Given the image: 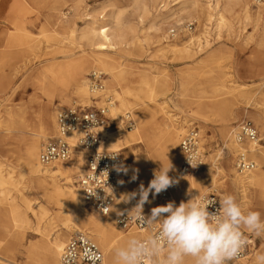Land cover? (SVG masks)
<instances>
[{"label":"rangeland","instance_id":"obj_1","mask_svg":"<svg viewBox=\"0 0 264 264\" xmlns=\"http://www.w3.org/2000/svg\"><path fill=\"white\" fill-rule=\"evenodd\" d=\"M135 1L80 0L77 3L76 0H0V117L2 118L0 124L3 126L0 130V136L10 135L14 138L5 145L0 143V165L4 169L8 163L15 165V167L22 164L18 152L22 145L19 139L31 140L34 137L39 128L38 120L44 106L51 107L55 114L75 105L101 108L107 104L108 99H111L113 105L119 106L116 94L120 95L123 91L130 89L140 90L150 87L159 95L158 104L167 103L168 110L176 115L174 119L177 121L171 125L177 131L180 130L178 147L181 137L187 131L198 128L202 138L205 165L213 166L214 162L215 167L219 166L226 169L229 165L230 169L235 168L237 172L238 153L242 149H247L249 152L252 147L248 145L236 146L234 150L233 146L231 147V143L235 142L234 136L239 125L242 122L250 121L264 134V129L259 124L261 123L260 119L263 118L258 117L259 114H264V41L260 47L258 46L264 37V18L258 24L254 20L245 24L242 18L238 20L237 16L232 15L229 17L232 20V28L230 30L223 28L218 33L216 20L209 23L205 17H199L196 14L193 15L192 19L185 18L180 25H177L176 19L183 7L184 0H171L167 9L161 8L162 5L153 6L150 8V16L140 29H144L156 16L165 18L170 11L171 14L175 13L170 24L177 26L172 27L168 34L171 36V32H175V37L171 36L168 41H162V43L153 41L146 43L142 40L139 45L140 49L128 51L126 54L125 52H120L119 55L111 54V64L120 70L119 82L112 87L114 91L109 90L111 79L108 73H105L104 91L102 93L94 95L90 92L84 103L80 102L79 98L73 97L70 102L62 104L60 91L55 89L54 81L48 74V67L52 63L65 61L64 56L66 54L62 53L63 50L74 54L75 60L79 58L91 59L93 51L84 45L80 48L78 41L74 42L75 40L71 41L68 38L67 31L55 27L54 16L62 13L68 14L67 18L74 23L77 30H81L89 23L87 17H91L92 20L94 18L99 20L104 16L102 21H108V16L119 12L124 13L125 20L137 23L138 16L134 10ZM250 5L252 12L255 13L258 6L254 5V0H251ZM176 8L177 10H175ZM189 27L192 28V32L189 31ZM189 41H193L194 57L183 59L186 57L185 55L167 52L169 50L167 46H182ZM200 49L202 50L200 51ZM102 69L101 66L95 67V64L89 67L84 76L87 83L89 84L88 79L92 71H102ZM162 69L163 73L160 75L159 71ZM154 79H159L164 84L158 85ZM71 91V87L64 89V93L67 95ZM134 104L136 103L134 102ZM7 109L22 114V119L19 118L15 125L11 124L7 121ZM122 111L124 115L131 112L123 108ZM131 114L136 125H138L136 113ZM110 116L116 120V126L111 131L119 132L121 128H119L117 119L112 116V113ZM257 121L260 122L257 123ZM164 122L167 123L166 116L160 115L150 134L147 137L144 136L142 143L134 146L132 151H123L126 160L125 165L130 166L131 170L128 172L124 167L126 180L123 190L131 188L133 177L136 174L140 175L146 171L147 179L150 178V166L153 164L155 168L159 169L167 152L175 150V148L169 147L165 138L160 137L158 128ZM6 126L10 128L11 132L5 130L8 129ZM124 129L128 134L136 133V129L131 132L132 130L127 128L126 121ZM227 131H234L232 137L227 138ZM49 136L48 139L55 136L51 124ZM48 139L43 140L41 144ZM257 149H264V147L258 146ZM249 157L252 158L251 155ZM72 161L77 162L78 158ZM252 161L256 162L255 160ZM181 164L182 161L178 167V172ZM256 164L258 163L256 162ZM208 166L205 170H196L187 176H178L177 179H182L186 184H189L193 179L207 172ZM4 169L3 175H6L7 172ZM213 169L214 181L209 180L196 195L189 191L176 192L174 187L168 188L170 197L167 201H159L150 194L157 206L166 205L168 202H175L176 205H179L181 201L186 202L191 198L198 200L214 190H217L222 196L224 185L230 187L231 184L230 181L225 184L222 183V173L215 168ZM80 174L82 173L74 174L72 176L73 182L69 184L65 178H61L60 185L76 190ZM237 174L241 176L238 172ZM11 175L16 181L20 179L17 173ZM15 186L19 187L18 189L11 188V196L21 203L18 193L20 185L17 183ZM230 188V192L241 204L240 195L236 193V188ZM9 189L10 185L0 186V200L5 198L2 192ZM257 194H259L257 190L251 191V204L249 203L245 212L262 210L255 201L256 196L254 195ZM262 196L261 199H264L263 193ZM39 205L49 212L42 221L44 236L57 231L65 233L64 223L74 216L86 217L96 224L99 223L98 225L107 221L100 219L85 205L72 211L68 199L64 197L56 198V202L53 204H50L45 198L39 197V202L34 208H39ZM131 208L134 207L132 203H129V209ZM121 210L114 211V214ZM143 213L148 216L144 211ZM261 218L264 219V206ZM37 222V219L31 217L32 228L26 231L14 229L11 226L10 234L13 237L8 238L5 247L6 253L16 264H31V260H37L40 257L44 237L43 234L35 231ZM108 223L112 225L116 234L120 236L128 234V232L116 228L113 219ZM242 229L254 241L255 252L258 255L264 254V236H257L247 229ZM72 234L73 232H68L67 236L71 237ZM17 235H24V238ZM92 241L95 242L94 239ZM250 254L253 253L249 252L248 255ZM105 261L106 264H114V259L111 256L109 258L105 256ZM190 262L194 264L191 258L185 259V264Z\"/></svg>","mask_w":264,"mask_h":264},{"label":"bare ground","instance_id":"obj_2","mask_svg":"<svg viewBox=\"0 0 264 264\" xmlns=\"http://www.w3.org/2000/svg\"><path fill=\"white\" fill-rule=\"evenodd\" d=\"M76 1L77 3L80 2V0ZM170 1L171 0H136L134 3V10L138 16L137 23L125 20L124 13L119 12L118 14L114 13L108 16V21H102L104 16L99 18V20L95 18L92 20L91 17H87L89 23H87L84 28L81 27V30H77L74 27V23L67 18L68 14L62 13L55 15V27L60 28L63 31H67L68 38L71 41L75 40L74 42L78 41V46L80 48H82L84 45L93 51V56L91 59L79 58L75 60L74 54L63 50L62 53L66 54L64 56L65 61L61 63H52L48 67V74L51 76V80L54 81L53 85L55 89L60 91L59 94L62 104L70 102V99L73 97L79 98V101L84 103V100L88 98L90 92L94 95H98L103 92L91 91L88 87L86 78L84 77L88 68L94 64L95 67L101 66L104 73H108L111 79L109 90L111 92L114 91L112 87H114L116 83L119 82L120 70H117V67H114L111 64V54L119 55L120 52H125L126 54L128 51L140 49L139 45L140 41L142 40L146 43L151 41L155 43L168 41V39H170L172 36V32L170 36L168 31L172 30V27L180 25L185 18L192 19L193 15L196 14L199 17H205L206 21L209 23L212 22V20H216L217 28L219 29L218 33L221 32L223 28L228 30L232 28V20L229 19V17L232 15L237 16L238 20L242 18L245 24H248L251 20H254L256 24H258L264 18V4L258 6V9L255 11V13H253L250 5L251 0H184L183 7L180 9L178 18L176 19L177 25L170 24V20L174 18L175 13L171 14L169 11L165 18L156 16L151 20V22H149L148 25H146V27H144V29H140L143 26V23L150 16L151 7L162 5L161 8L167 9V7L170 5ZM175 10H177V8ZM263 41L264 37L259 42V47L263 44ZM204 47L206 46L204 45ZM167 48L169 49L167 52L172 54L178 53L185 55L186 57L183 59H190L195 55L193 41L186 42L182 46L169 45ZM201 50L202 49H200V51ZM162 73L163 69L159 71L160 75ZM154 82L161 86L164 84V82H161L159 79H154ZM69 87L72 88V91L69 95H67L64 93V89ZM115 96L119 101V106L112 105L110 108V114L112 113V116L117 119L119 128H121V130L119 132H106V150L132 151L134 146L143 142V138H145L144 136L147 137L150 134L151 130L157 123V120L160 118V115L166 116L167 123L164 122L162 126L158 128V131L160 133V137L165 138V141L168 142L169 147L175 148V150H169L167 152L163 165L167 167L170 162L173 166L172 170L169 172V176L173 177L177 181V183L172 186L176 192L182 193V191H189L195 195L198 194L199 190L206 186L209 180L214 181L213 168H215L216 170H219L220 173H222V183L225 184L227 181H230V187H233V189L236 188V193H239L241 205L245 211L249 207V203L251 204V191L257 190L259 194L254 195L256 196L255 201H257V204L262 209L258 212L260 214L262 213L264 206V199H261L263 197L262 193L264 195V149H257L253 146L251 147L252 149L250 148L249 155H251V159L255 160L258 164L256 170L248 175L239 176L235 168L230 169L229 165H227V169L219 166L215 167L216 165H214L213 162V166H208L206 164L203 167L205 170L208 166L207 172H204L202 176H198L189 184H186L184 180L177 179L178 176L180 177L178 167L183 159L180 146L178 147V137L180 130L177 131L175 127L171 125V123L176 122L177 119L175 121L174 117L176 115L172 114L168 110L167 103L158 104L159 95L154 89L150 87L140 90L130 89L128 91H123L120 95L116 94ZM132 100L136 104H134V102L132 103ZM121 107L127 111H131L129 113H136L138 124L134 128V130L136 129V133L128 134L126 129H124L125 115ZM263 115L259 114L258 116L259 118L260 116L263 118L260 119L261 123H259L260 121H257L262 129H264ZM56 117L57 114L52 111L51 107L44 106L40 112V117L38 120L39 128L36 130L34 137L31 140L19 139L22 145L20 151L18 152L20 153L22 164L19 167H15V165L8 163L6 165V169L0 165V186L4 187L6 185H10L9 190L2 192L3 196L5 197L4 200H0V264H16L6 253L5 242L9 237H13V235L10 234L11 226H13L14 229H22L24 231L30 230L32 228L31 217L37 219L38 221L35 231L37 233L43 234L42 236L44 237L42 253L37 260H31V264H59L61 254L68 239L70 238L67 236L68 232H87L90 238L94 239L95 243L102 249L105 256L107 258L111 256L113 259L115 249L126 245L130 239L149 237L147 231L132 232L134 230H131L125 236L116 234L112 228V225L108 223V221L112 220V217L107 219L106 223L98 225L99 223L96 224L88 220L86 217L76 216H74V218H69V220L64 223L63 229L66 231L65 233H59V231H57L44 236L45 233L42 231V221L48 216L49 212L46 210V208H42L40 205L39 208H34V206L39 202V197L45 198L50 204L55 203L56 198L64 197L65 199H68V203L72 211L80 206L85 205L79 187H77L76 190L72 188H65L62 187L59 182L61 178H65L68 184L72 183V176L74 174L82 173L84 159L86 157L85 152L79 151L77 153V162L71 161L69 163L56 164L55 166L48 168L43 167L39 162V155L42 145L41 142L45 139H48L50 124L53 126V130L56 134ZM19 118L22 119V114H17L13 112L12 109H7L8 122L15 125L17 124V120ZM1 119L2 118L0 117V120ZM2 127V124H0V130ZM9 129L10 128L8 127V129L5 130L11 132ZM233 132L234 131H227V138L230 136L232 137ZM11 139L14 138L10 135H1L0 143L5 145ZM72 139L75 141L76 136H73ZM234 143H231L232 145L230 144L231 147L233 146V150L236 148V146L240 147ZM8 153L10 154L11 152ZM125 168L128 170V172H131L130 166L127 164L125 165ZM3 169L7 172L6 175H3ZM159 169L155 168L152 164L149 169L151 174L150 178L147 179L146 171H144L140 175L136 174V176H134L135 179L132 180L130 189L123 190L122 186L120 188L118 199L113 210L115 212L121 209L132 210V208L129 209V203H132L133 207L136 206L139 200L138 192L140 186L143 185L146 188L150 181L154 178V173ZM16 173L20 177V179L17 181L13 178L14 176L11 175ZM17 183L20 185V190H18V193L19 197L21 198V203L17 202V199L11 196V188L13 187L18 189L19 187L15 186ZM230 187L224 185V190L221 197L225 195L234 196V194L230 192ZM132 193H137V196L134 199L126 200L127 197H130ZM149 195V202L145 203L143 206V211L147 215H150L152 208L157 207L153 196L151 194ZM17 236H22L24 238V235ZM251 243L252 245L250 252L253 254L248 255L243 261L239 263L231 264H257L256 257L258 256V253H256L255 249L253 248V240ZM163 255L164 253H161V258H163ZM189 264H191V262Z\"/></svg>","mask_w":264,"mask_h":264},{"label":"built area","instance_id":"obj_3","mask_svg":"<svg viewBox=\"0 0 264 264\" xmlns=\"http://www.w3.org/2000/svg\"><path fill=\"white\" fill-rule=\"evenodd\" d=\"M262 4H264V0H254L255 6ZM189 31L192 32L191 27H189ZM172 36H175V32H172ZM105 76V73L100 70L92 71L88 79L89 89L93 92L104 91ZM112 105L111 99H108L107 104L101 108L75 105L60 110L56 118V134L42 144L39 162L45 168L53 167L56 164L71 162L76 158L79 151L85 152V166L78 180V187L85 206L100 219L107 220L112 217L115 227L120 231H147L150 237L159 231V224L147 225L131 219L137 215L135 210H121L114 214L113 208L117 202L120 188L126 180L124 168L126 160L123 151L105 149V134L116 126V120L110 116ZM125 121L128 129L133 130L136 127L131 113L125 114ZM73 136H76L75 141L72 139ZM234 140L238 146L242 147L246 145L256 148L258 146L264 147V134L250 121L242 122L239 125ZM179 146L183 155L182 164L179 168L180 176H187L196 170L203 169L205 154L198 128L187 131L181 137ZM188 157L193 158L194 167L189 163ZM256 168L257 164L250 159L248 150H240L236 160L237 172L241 176H245L255 171ZM169 197L168 189L155 195L159 201H167ZM220 198L221 195L217 190H214L199 198L198 201L207 202L215 199L216 205L209 208L210 211H214L216 207H219ZM241 231L244 233L247 245L240 256L231 263L243 261L251 249V236L242 228ZM59 264H106V261L103 252L92 241L88 233L76 231L66 243Z\"/></svg>","mask_w":264,"mask_h":264},{"label":"clouds","instance_id":"obj_4","mask_svg":"<svg viewBox=\"0 0 264 264\" xmlns=\"http://www.w3.org/2000/svg\"><path fill=\"white\" fill-rule=\"evenodd\" d=\"M188 160L193 166V158L188 157ZM172 168L170 162L167 167L161 163L148 186H140L139 200L133 208L137 215L131 217L147 225L159 224V231L144 240L130 239L126 245L115 249L114 264H185L186 258H191L194 264H231L247 245L241 228L264 236L261 214L245 212L232 195L221 197L214 211L209 208L216 205L215 199L202 202L191 198L179 205L168 202L154 207L150 215L145 216L143 206L149 202V194L158 195L177 183L169 176ZM136 196L137 193H132L126 200ZM161 253H164L163 258ZM256 261L264 264V254L258 255Z\"/></svg>","mask_w":264,"mask_h":264}]
</instances>
